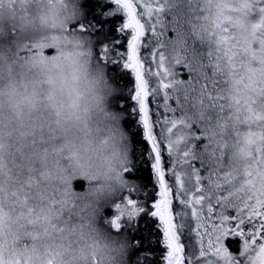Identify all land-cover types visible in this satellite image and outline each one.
I'll use <instances>...</instances> for the list:
<instances>
[{
    "label": "snow or ice",
    "instance_id": "obj_1",
    "mask_svg": "<svg viewBox=\"0 0 264 264\" xmlns=\"http://www.w3.org/2000/svg\"><path fill=\"white\" fill-rule=\"evenodd\" d=\"M258 7L264 12V0ZM187 8L203 21L207 40L206 54L193 50L185 60L187 79L166 51L176 29L163 20L171 8L161 0H101L73 26L94 37L93 57L111 74L110 103L130 145L105 222L130 241L129 264H264V134L249 145L243 125L232 124L233 113L246 118L255 106L239 91L240 80L227 79L234 71L232 21L214 17L211 2L189 0ZM193 95L203 111L190 119ZM234 148L240 163L230 157ZM9 195L29 223L63 235V202L34 205L24 189ZM0 264L21 262L0 255Z\"/></svg>",
    "mask_w": 264,
    "mask_h": 264
},
{
    "label": "clouds",
    "instance_id": "obj_2",
    "mask_svg": "<svg viewBox=\"0 0 264 264\" xmlns=\"http://www.w3.org/2000/svg\"><path fill=\"white\" fill-rule=\"evenodd\" d=\"M67 0H39L35 5L43 15L49 13L54 17L56 30L61 34V45L70 53L77 51L85 53L86 49L80 47L75 37L69 36L68 40L63 39V29L67 26L64 20L65 4ZM173 17V27L176 29L174 45L179 46L190 28L192 19L187 11L185 0H169ZM7 8L0 5V28H6L11 21L7 20L5 13ZM53 20L41 22L37 17L35 28L25 29L29 42L21 47L35 45L38 49L49 46L53 43L50 39ZM19 30V29H18ZM39 56L21 59L10 62L0 59V133L4 131L7 124L16 110L24 114L31 111V101L39 95L43 101L50 91V85L46 82L49 75L59 77L75 76L76 86L87 97L95 92L94 82L86 75L87 55H74L70 61L61 63L58 67L52 68L48 65H37ZM41 113L44 119V127L38 131L44 136L51 134V129L56 128L53 123L49 125V119L55 120V116L49 117V111L41 105ZM66 127V125H65ZM91 132L83 128L73 129V134L68 136V147L61 153V160L69 156V162L64 164L62 175L68 176L63 184L59 185L60 196L69 203L78 205L87 204L92 208L106 205L112 198L120 195L122 166L125 162L127 139L122 125L112 122H93L89 124ZM56 134L61 142H64L63 134L59 128ZM42 150V149H41ZM76 153V160L72 161L70 153ZM11 167V158L0 152V209H7L8 216L0 217V255L7 261L19 260L21 264H45L49 258H54V264H123L124 248L118 242L122 235L114 233L103 227V221L95 216H89L81 227L76 229L73 242L69 246L65 243L58 247L59 240L55 243L48 238L41 239L25 246L24 235L32 231L33 226L25 224L17 219L18 213L12 211L9 193L13 184L8 175L7 168ZM34 167H39L37 160ZM86 181V188L83 191H76L72 186L74 178ZM37 205H43L44 201L37 199ZM106 207L103 209V211ZM53 257H49V252Z\"/></svg>",
    "mask_w": 264,
    "mask_h": 264
},
{
    "label": "trees",
    "instance_id": "obj_3",
    "mask_svg": "<svg viewBox=\"0 0 264 264\" xmlns=\"http://www.w3.org/2000/svg\"><path fill=\"white\" fill-rule=\"evenodd\" d=\"M11 1L12 0H0V5L7 8V12L5 13L7 20L11 21L6 28H0V59L16 62L24 58L39 56V60L36 61L37 65L50 64L52 68H56L61 63L70 61L74 55L78 56L86 54V75L96 86L94 94L89 98L76 86L75 76L60 75L57 77L55 75H49L46 81L50 85L48 95L43 101L40 99L39 95H36L30 102V114L33 118L34 127L32 133L33 145H26L27 142L25 137L21 138L18 144H10L13 134L22 132L20 131L22 129L28 130L30 126V123L22 122V120L27 118L24 117L25 114L19 110H16L13 113L10 121L4 125L3 133H0V152H3L7 156L15 158L16 160L22 161L29 155L32 156L35 162L38 160L39 167H35L36 170L33 173L35 179H41L48 175L57 177L60 175L58 172H63L61 165L69 162V156H64L63 160H61V153L68 147L67 138L70 133L73 134L74 138L73 129H79L80 125L83 124V128L91 132L89 124H92L93 122L119 123L110 103V97L116 91V88L110 80L111 74L106 73L103 66L98 65L93 57L92 49L94 47V37H92L90 33H82L75 30L73 27L74 25L86 22L87 8L95 7L97 0H67L65 4L64 20L67 26L63 29V39L68 40L69 36H72L76 39L84 40L83 48L86 49L85 53L79 51L70 53L63 49L60 43L62 37L60 32L56 30L54 17L51 13H49L47 17L43 16L45 21L53 20L54 29H52L50 33V39L53 43L39 49L35 45L22 48L21 45L29 42V40L25 29L14 25L13 15L8 11L9 6L14 5V3L7 6ZM27 1L29 0H21V3ZM227 1L228 13L226 19L231 20L232 23H236L239 30L242 31L239 38H241L240 41L244 47V49L242 47V50H239L238 47V50L232 55L233 67L235 70L234 76L239 77L240 79L242 77L244 79L247 88L246 92L250 93L248 97L250 99L253 97V100L255 101V107L258 111L255 121L253 122V127L256 129V132L250 131L249 137L251 142L259 144L262 134H264V12L260 11L258 0ZM99 3H101V0ZM168 3L169 0L166 1L167 5ZM84 5L86 7H84ZM14 7L19 6L15 5ZM97 11H99V9H97ZM164 17L165 15H163V18ZM91 19V16L87 17V20ZM165 22L168 23L169 21L165 18ZM170 22L174 21L170 20ZM231 24L229 25L230 28ZM168 26L169 28L173 27L170 25ZM175 37L172 38V41L175 40ZM197 43L199 44L198 41ZM182 45H185V37L179 46ZM197 49L198 48H196V53L198 54H205L206 52L204 50L201 52L200 49ZM166 50L170 52L168 48H166ZM184 51L190 52L189 56L193 53V50L189 47L187 50L184 48ZM240 51H244L245 53V58L242 60L240 59V56L242 55L239 53ZM182 66L183 65L181 64V67L178 69H183ZM179 72L182 73L180 70ZM188 75L189 74L186 72L183 74V78H188ZM247 79L248 82L254 81L253 84H248ZM42 104L45 109L49 111V117L53 115L55 116L54 121L49 119L47 122L49 125L53 123L56 125V128L51 129V134L49 136H44L38 131L40 128L44 127V119L41 113ZM61 109L66 111L70 117H74V121L66 118L59 119L58 117L61 115ZM99 115L106 117L101 118ZM57 128H59L65 138L63 143L56 134ZM129 147L130 145L128 143L126 153L128 152ZM70 157L72 161L76 160V153L71 152ZM41 165H47V167ZM14 174L18 175L21 173ZM20 178L21 177H17L16 181L18 182V179ZM35 182L38 183L39 181L35 180ZM85 182L86 181L77 177L72 181V186L74 190L79 191V188ZM85 188L86 187L83 189ZM118 198L119 196H117L111 203L108 202V205L111 206ZM105 228L109 229L107 223H105ZM110 231H112L111 228ZM121 234L122 235L118 239L121 240V244H123V248L126 251V253H124L126 257L123 260V264H129L131 244L127 236L124 233Z\"/></svg>",
    "mask_w": 264,
    "mask_h": 264
},
{
    "label": "rangeland",
    "instance_id": "obj_4",
    "mask_svg": "<svg viewBox=\"0 0 264 264\" xmlns=\"http://www.w3.org/2000/svg\"><path fill=\"white\" fill-rule=\"evenodd\" d=\"M163 1L165 2L167 0H161V3H163ZM208 2H211V0H204V3H208ZM13 3H14V5H11ZM37 3H39V0H29V1L23 2V3H21V0H12L7 5V6L11 5V6H9L8 11H9V13H11L13 15V22H14V25L16 27L24 28V29H29V28L34 29L35 28V21H36L37 17L41 20V22H45L42 10L36 9V7H35V5ZM188 3H189V0H185L186 6L188 5ZM15 5H17L19 7H14ZM212 6H213V16L214 17H217V14H219V15H222L223 17L226 18L225 13H222L221 7L219 5L212 3ZM187 11H188V8H187ZM165 18L167 21H169L167 23V25H170L172 27L173 22H170V20H173L171 12L166 11L165 12ZM191 19L193 22H192L190 28H188L186 30V35L184 36L185 37V45H182V46L174 45L172 38L175 37L176 32H175V35H173V31L168 32V37L170 39L167 42L168 43L167 47L170 50V52H168L167 50L166 51H167V54L170 58V61L173 63L176 60H179L180 64L183 65L186 59L191 58L192 55L189 56L190 52L184 51V48L187 50L188 47L193 43V41L191 40L192 39L191 31H194V33H195L196 39L199 42V44L198 43L197 44L199 46H202L203 50L206 49V52H207V40H206V38H204V39L201 38L203 21L197 22V21H195V19L193 17H191ZM164 21H165V19H164ZM52 29H54V26H52ZM231 29H232L231 34L234 37V40L232 41V45H231V56H232L233 53L238 50V47H239V50H242L243 45L240 41L241 38H239V36H241L242 31L239 30L238 25L236 23H232ZM237 40L239 41V44H238ZM77 41L79 42L80 47L83 48L84 40L77 39ZM243 49H244V47H243ZM206 52H205V54H206ZM239 53L242 54L240 56L241 60L243 58H245L244 51H240ZM232 67H233V65H232ZM233 69H234V67H233ZM179 70L182 72V74L186 73V71H184L183 69L180 68V69H177V74H179ZM234 71L229 72V74L227 75V79H229V80H233V79L240 80L242 82V87L239 89V91L242 93L243 97L250 99L248 97V95L250 93L246 92L247 91V88L245 85L246 82L244 81V79L242 77H241V79L239 77H235ZM185 79H187V78H185ZM256 80H257V78H256ZM253 82L252 81L248 82V79H247L248 84H253ZM229 87H231V85H229ZM252 100H253V97H252ZM187 108H188V111L190 113V116H189L190 119L191 118H199V114L201 113V111H203V109L200 108V100L195 95H193L189 98L188 103H187ZM257 111L258 110L255 106H254V108L252 106H249L250 115L245 118L243 116V114H241L239 119H236L235 113H233L232 124L237 125V126L243 125V127L240 128L241 140L247 142V144H249V145L255 144V143L250 141L249 133H250V131L256 132V129L253 127V122L255 121V118L257 116ZM60 114L61 115H59V117H58L59 119L66 118V119H70V120L74 121V117H70L68 115V113H66V111H63V109H61ZM24 117H26L27 119L22 120V122L30 123L29 129L28 130L22 129V130H20L22 132L17 133V134H13L11 137V143L10 144H18L19 140L21 138L25 137V140L27 142L26 145L27 144H28V146L31 144L33 145V139H32V133L34 130L33 118H32V115L30 113L27 115L25 114ZM100 117L104 118L106 116H100ZM257 132H258V129H257ZM230 157L234 162L240 163L242 160V157L240 155V149L234 148L230 152ZM257 158H259V156H257ZM73 161H75V160H73ZM34 164H35V161L33 160L32 156H30V155L27 156V158H25L22 161L16 160L15 158H11V167L7 168L8 175L10 176V179H11L12 184H13L11 192L19 191L21 189L29 191L31 193L32 203L34 205H37L35 203V201L37 199L44 201V204L50 198H55L56 201L58 202V204L63 202L62 203L63 211L61 213V218L59 221H57V223H60L65 227V232L63 233V235H60V234L54 235L50 230L45 231V228L39 224L29 223L24 218V213L21 211L20 206L9 195V201H10L12 211H16L18 213L17 219L21 222V226L23 227L25 224H27L29 226H33L32 231H27V232L23 233V235H24L23 244L25 246H28L35 241L45 239V238L51 239L54 243L56 240H59L60 244L57 245L58 247H62L65 243H67L70 246L71 243L73 242L72 237L74 236L76 229L81 227L82 223L84 221H86L90 215L95 216L98 219L102 220L104 222L103 227H105L106 222H105V216H104L103 209L105 207L106 208L110 207V205H108V203L106 205H102V206L97 207V208H92L87 204L78 205V204H74V203H69L66 199H64L63 197L60 196V190H59V185L63 184L66 180H69L68 176L62 175V173L64 172V164L61 165L63 172H60V173L58 172V174H60V175H58L57 177H54L52 175H48V176L43 177L41 179H37V178L35 179V176H33V173L36 170V168L34 167ZM41 166L47 167V165H41ZM14 173H21V174L15 175ZM17 177H21L20 179H18V182L16 181ZM35 180L39 181V182L36 183ZM84 187H86V182L84 184H82V186L79 188L80 189L79 191H83ZM115 198L116 197L112 198L109 202L111 203ZM8 215H9V212L7 209H0V217L8 216ZM118 242L121 243V240L118 239ZM124 253H126L125 249H124ZM125 257H126V255L123 254L122 259L124 260Z\"/></svg>",
    "mask_w": 264,
    "mask_h": 264
},
{
    "label": "flooded vegetation",
    "instance_id": "obj_5",
    "mask_svg": "<svg viewBox=\"0 0 264 264\" xmlns=\"http://www.w3.org/2000/svg\"><path fill=\"white\" fill-rule=\"evenodd\" d=\"M99 1L100 0H97V3H95V4L97 5L99 3ZM211 2L214 3V4L219 5L221 7L222 13H225V15H227V12H228V1L227 0H211ZM162 4H166V1L165 2L163 1ZM164 15H165V13H164ZM164 19H165V17L163 18V20ZM191 34H192V39L191 40L193 41V43L189 46V48H191L192 50H195V51H196V48H198L202 52L203 51V47L197 45V39H196L194 31H191ZM204 51H206V49ZM235 255L238 256L239 254L237 253ZM238 258L244 259L243 257H239V256H238ZM245 264H247V262H245Z\"/></svg>",
    "mask_w": 264,
    "mask_h": 264
}]
</instances>
